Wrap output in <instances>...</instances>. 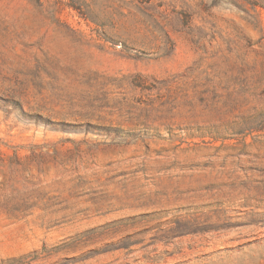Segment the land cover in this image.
I'll list each match as a JSON object with an SVG mask.
<instances>
[{
	"label": "rangeland",
	"instance_id": "obj_1",
	"mask_svg": "<svg viewBox=\"0 0 264 264\" xmlns=\"http://www.w3.org/2000/svg\"><path fill=\"white\" fill-rule=\"evenodd\" d=\"M263 124L264 0H0V264H264Z\"/></svg>",
	"mask_w": 264,
	"mask_h": 264
},
{
	"label": "trees",
	"instance_id": "obj_2",
	"mask_svg": "<svg viewBox=\"0 0 264 264\" xmlns=\"http://www.w3.org/2000/svg\"><path fill=\"white\" fill-rule=\"evenodd\" d=\"M135 78L138 80L135 84L136 88H141V89H145V90H149V91H157L158 97L162 98L163 94L161 93L162 90H164V80L161 81H157V80H153L152 83H150L149 86H145L142 82H141V77L139 75H136ZM264 125V124H263ZM261 127H264V126ZM92 131H102L101 128L99 126H93L92 127ZM112 131H110L111 134ZM109 135V134H108ZM115 137H117L120 140H124L125 138H127L128 136L131 135L130 132H124L123 130H115ZM159 135V134H157Z\"/></svg>",
	"mask_w": 264,
	"mask_h": 264
}]
</instances>
